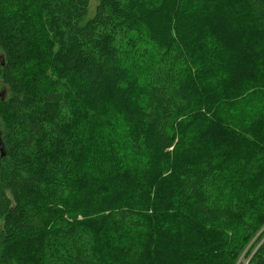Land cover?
I'll return each mask as SVG.
<instances>
[{
    "label": "trees",
    "instance_id": "1",
    "mask_svg": "<svg viewBox=\"0 0 264 264\" xmlns=\"http://www.w3.org/2000/svg\"><path fill=\"white\" fill-rule=\"evenodd\" d=\"M242 2L255 112L230 121L226 151L196 152L209 105L197 108L192 40L237 34L229 2L0 0V264H108L86 220L104 209L127 264H264V0ZM240 46L205 48L214 91ZM124 143L149 166L140 195H97Z\"/></svg>",
    "mask_w": 264,
    "mask_h": 264
},
{
    "label": "rangeland",
    "instance_id": "2",
    "mask_svg": "<svg viewBox=\"0 0 264 264\" xmlns=\"http://www.w3.org/2000/svg\"><path fill=\"white\" fill-rule=\"evenodd\" d=\"M226 2L230 3L236 14L238 25L237 34L228 35L225 32L223 33L217 25H212L211 30H213L214 33L210 35L209 42L206 43L205 33L192 40L193 51L197 56V60H195L192 67V73L193 76L197 77L199 80L198 92L197 95H195L198 96L199 99V106L197 108H200L202 103L209 105V108H205L204 112H200L202 108L197 112L201 123H203V128H199L200 131L198 137H196L190 144L194 148L192 150H195L196 152H205L204 150L206 149L209 151L215 150L217 152L226 151V138L230 136L232 131L229 127V125H231L230 121L235 117L253 116L255 112L254 105L257 101V90L254 89L255 86L251 83V67H246L243 62L248 55L250 47H252L257 40L254 41L255 36L245 27L242 0H226ZM93 5L94 4L92 3L89 7V17L93 13ZM137 39H142V41L144 40V42H147L146 37L142 32L138 35ZM239 43L241 46L233 50L234 53L239 54L238 57H235V60L230 59L228 56L226 57V53L222 57L225 66L227 61L226 70H228L231 75L228 84H225L223 88L214 91L215 88L218 87L215 86L217 83L211 81L207 82L204 73L207 71V68L204 67L203 60V56L206 55L205 48L212 47L215 44H224L226 49H228L229 45L238 46ZM220 72L221 71L219 70L215 71V79L218 82L217 85L221 82L219 78ZM142 74L143 73L134 71L132 76L134 82L140 89L143 88L144 84V77ZM231 87H246L242 93L244 96L237 97L232 94L229 91V88ZM0 94V98H5L7 96L6 89L2 88ZM3 127V121L0 116V137ZM210 142L214 145L209 146L208 144ZM120 145L121 146L116 147L111 151V163H114V167H112L114 177L110 182H107L106 186L99 183L95 184L94 190L97 195L111 192L113 188L121 190L125 194L134 195L135 197L140 195V190L144 184V174L147 173V170L149 171L148 163L142 159V156L133 158L126 149V143ZM108 212V209H104L102 213L87 217L86 220L87 222H93L98 242L103 245L102 252L107 263L127 264L122 235L104 219ZM149 212H151V210H149ZM154 234L158 236L157 243H162L163 237L159 236L160 234L158 233ZM142 238L147 242L149 238L148 232H143ZM155 248L156 246H154V249ZM145 258L134 264H148ZM36 264H40L39 261H37Z\"/></svg>",
    "mask_w": 264,
    "mask_h": 264
},
{
    "label": "water",
    "instance_id": "3",
    "mask_svg": "<svg viewBox=\"0 0 264 264\" xmlns=\"http://www.w3.org/2000/svg\"><path fill=\"white\" fill-rule=\"evenodd\" d=\"M0 61L1 64H3V57H0ZM1 97V94H0ZM4 152H3V145L0 143V155L3 156Z\"/></svg>",
    "mask_w": 264,
    "mask_h": 264
}]
</instances>
